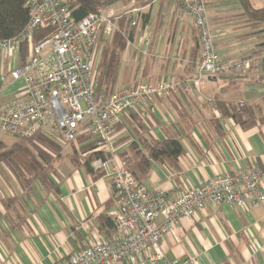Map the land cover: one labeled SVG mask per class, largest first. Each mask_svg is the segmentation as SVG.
Returning a JSON list of instances; mask_svg holds the SVG:
<instances>
[{
  "label": "crops",
  "instance_id": "0c3cea01",
  "mask_svg": "<svg viewBox=\"0 0 264 264\" xmlns=\"http://www.w3.org/2000/svg\"><path fill=\"white\" fill-rule=\"evenodd\" d=\"M250 3L264 9V0ZM206 4L217 52L225 59L258 57V66L242 77L222 75L197 89L187 88L184 83L194 77L200 60L194 18L173 0H153L141 9L148 13V23L141 27V22L128 43L114 87L180 84L174 97L121 115L116 135L120 154L134 144L146 154L145 143L180 141L184 154L177 161H151L145 174L139 173L147 189H163L173 198L210 181L264 171V23L249 20L238 0ZM118 6L120 11L123 5H116L117 13ZM109 37L106 33L102 39ZM143 38L151 39L148 47ZM26 46V57L21 47L14 54L0 52V107L29 101L25 82L11 77L29 59ZM223 106L251 108L254 125L243 128L224 115ZM109 181L103 172L92 174L68 162L50 176L48 185L34 182L25 188L11 170L0 167V264H67L70 256L112 239L106 219L113 222L115 192ZM263 237L264 206L251 201L242 207L211 204L162 239L164 260L159 264H264Z\"/></svg>",
  "mask_w": 264,
  "mask_h": 264
},
{
  "label": "built area",
  "instance_id": "2783aa9c",
  "mask_svg": "<svg viewBox=\"0 0 264 264\" xmlns=\"http://www.w3.org/2000/svg\"><path fill=\"white\" fill-rule=\"evenodd\" d=\"M173 1L194 18L200 46L198 68L194 77L185 81L187 88L197 89L222 75L242 77L259 65L258 57L225 59L217 52L205 0ZM28 5L31 17L26 28L19 37L0 41V52L14 54L23 43L28 45V61L13 70L11 77L25 82L29 101L0 107V134L21 140L44 136L57 145L89 137L95 151L104 157L94 161L92 168L105 173L115 192V208L110 214L113 238L70 256L67 264H114L128 259L137 264H159L164 260L162 239L183 219L195 218L211 204L242 207L251 201L264 206L262 170L210 181L175 198L163 189L150 191L138 183L120 157L115 127L124 113L142 109L156 99L174 97L180 84L146 82L108 94L99 92L96 43L101 32L116 30L120 17L115 9L77 21L64 0H30ZM141 13V9L131 8L123 16L138 27ZM45 29L50 30L49 36L36 41L35 35Z\"/></svg>",
  "mask_w": 264,
  "mask_h": 264
},
{
  "label": "trees",
  "instance_id": "16d2710c",
  "mask_svg": "<svg viewBox=\"0 0 264 264\" xmlns=\"http://www.w3.org/2000/svg\"><path fill=\"white\" fill-rule=\"evenodd\" d=\"M30 0H0V41L10 40L19 37L26 28L31 14L30 7L28 5ZM153 0H147L138 4H130L129 0H65V3L72 11V17L80 21L87 15L93 13L97 14L101 10L114 7L118 4L130 5L128 9L139 8L151 4ZM244 15L251 21L256 23H264V9L254 8L250 0H238ZM126 9V10H128ZM125 17L119 21L117 30L111 34L109 39H102V43L106 41L109 43L107 47L102 49L101 58L96 71V81L98 91H104L105 93L114 92V87L117 82L120 64L122 57L126 52L129 42H133L136 28L131 23L127 22L129 27L125 28ZM142 22L141 27L148 23V13H141L139 24ZM138 24V25H139ZM50 34L49 29L41 31L35 35V40L48 37ZM264 46V44H262ZM21 53L23 57L28 54L26 43L21 46ZM225 112L224 115L230 117L236 123L247 129L254 125L255 114L251 108H231L227 109L222 107ZM35 144L29 143H15L11 147L7 148L3 142H0V165L6 166L11 170L17 181L25 188H30L34 182H40L43 185H48L50 182V174L46 168L49 164V150L58 149L60 146L52 142L50 139L44 136H37ZM33 139V140H34ZM87 136H83L77 139L85 143ZM76 141V142H77ZM74 142V143H76ZM44 145L41 147V145ZM145 152L139 150L136 144L129 147V151L124 154H120V157L124 161L125 165L136 179V181L142 184L141 174H145L146 169L149 167L151 161L163 163L166 161H177L183 154L184 148L179 140L167 139L163 141H154L145 143ZM46 148V150L43 149ZM95 143H88L81 146L79 152L85 155V161L74 160L76 166L83 167L87 172L95 174L92 169V162L98 159H104L103 155L95 151ZM142 168V170H137ZM108 222V228L115 232L114 222L110 219H106ZM111 231V232H112ZM110 232V234H111ZM113 234V233H112Z\"/></svg>",
  "mask_w": 264,
  "mask_h": 264
},
{
  "label": "rangeland",
  "instance_id": "374dc122",
  "mask_svg": "<svg viewBox=\"0 0 264 264\" xmlns=\"http://www.w3.org/2000/svg\"><path fill=\"white\" fill-rule=\"evenodd\" d=\"M130 4H133V3L131 2ZM134 4H138V2L137 3H134ZM120 5H122V4H120ZM129 6L130 5H126V6L123 5V6H121L120 7V11H119V6H118V9H117L118 10V13L116 15L118 17H120V19L118 20V22H115V23H119V21L123 18V15L124 14L119 13V12L125 11L126 9L129 8ZM115 7L116 6L110 7V8H114L115 9ZM102 11H106V9L101 10V12ZM125 19H127V18H125ZM127 20H125L126 22H125V25H124L126 29H127V27H129L128 26L129 25L128 24L129 23L128 22L129 20L128 21ZM116 30H117V28H116ZM116 30H114V31H116ZM114 31L109 33L110 37H111V34L114 33ZM104 34H106V33L103 31L99 35L103 37ZM100 36H99V38H100ZM109 40H111V39H109ZM150 42H151V39L150 38H143L142 45H145L144 47H148L149 44H150ZM108 44L109 43L107 41L105 43H101V39L99 41L97 40V43H96L97 52H96V62H95V66L96 67L99 65L102 49L103 48L105 49ZM198 44H199V42H198ZM96 71H97V69H96ZM118 125H119V123L115 127V137H116L117 133L119 132V128H117ZM87 138L88 139L85 140L84 141L85 143H83V144H81L82 142H80V140H78L76 143H65L64 142V144H61V145L58 144L60 146L58 149L49 150L48 153H50V155H49V158L50 159H49V164L47 165L46 170H47V172L51 173L50 176L52 174L56 173L59 168L64 167L68 162L73 163L75 159L77 161H80V163H83L85 161V155L82 154V153H80L79 150H80L81 146H84V145L88 144L89 142L92 143L91 139L89 137H87ZM36 141H37V139H34V140H21V139L12 137V136L0 134V142H3L4 145L7 148L11 147L15 143H23V144H26V143H29L30 142L29 144L31 145V143L32 144H35ZM40 145H41V147L44 146L42 144H40ZM43 149H45L46 150L45 152H47V149L46 148H43ZM92 163H94V161ZM91 166H92V164H91ZM0 167H6V166H4V165L1 164ZM94 172L97 173V172H101V171L100 170H96V171L94 170Z\"/></svg>",
  "mask_w": 264,
  "mask_h": 264
}]
</instances>
